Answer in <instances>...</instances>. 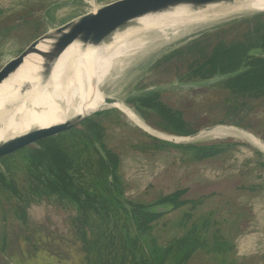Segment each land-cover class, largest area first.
<instances>
[{"label": "rangeland", "instance_id": "374dc122", "mask_svg": "<svg viewBox=\"0 0 264 264\" xmlns=\"http://www.w3.org/2000/svg\"><path fill=\"white\" fill-rule=\"evenodd\" d=\"M79 1L83 7H89L87 0ZM80 8L78 0H0V66L46 29L72 17ZM253 14L256 12L214 21L139 57L127 70L115 77L108 88V94L126 102L128 96L143 88L158 86L171 79L175 83V77L186 70L190 58L187 54H181L164 60L162 56L200 36L209 39V47L218 39L227 42L241 39L250 25L247 19L253 22ZM46 48L44 45L40 49ZM53 48L52 43L44 56L35 54L32 66L18 80L22 75L27 77L36 64L42 65ZM158 60L162 63L156 67ZM38 72L37 80L42 78V73ZM167 90L162 94V99L182 109L191 123L204 124L198 129L202 131L201 134L210 132L211 129H204L219 125L218 121L227 114V104L223 97L228 89L223 85H207L189 91ZM241 108L237 118H242L241 123L251 127L246 130L264 142V100H252L247 107ZM123 113L126 118H120V124L113 125L106 121L105 126L106 143L118 154L117 174L128 199L147 204L177 189H186L183 199H202L195 208L188 204L160 217L153 234L162 238L180 236L183 231L175 224L184 212L191 215V220L199 216L209 217L213 222L212 231L223 237V244L219 242V245L226 247L229 242L228 259L232 264H264V153L245 139L229 133L238 132L232 130L203 137L198 135L192 140L194 143L221 140L237 143L232 152L202 161L186 158L170 146L145 153L134 151L130 144L152 140L144 135L147 132L139 128L127 113ZM5 204V211L0 207V236L5 232L12 244L8 251L0 249V264H81V253L70 231L68 218L74 210L69 204H58L52 199L32 201L27 206L29 229L41 231L40 236L44 239L37 244L38 250L31 254L24 241L28 233L22 231L12 209H8V203ZM33 235L29 234L31 237ZM53 252L59 253V257L52 256ZM219 257L216 252L198 250L189 264L225 263L227 256Z\"/></svg>", "mask_w": 264, "mask_h": 264}, {"label": "trees", "instance_id": "16d2710c", "mask_svg": "<svg viewBox=\"0 0 264 264\" xmlns=\"http://www.w3.org/2000/svg\"><path fill=\"white\" fill-rule=\"evenodd\" d=\"M247 21L250 25L241 39L228 42L218 39L209 47V39L200 36L167 54L196 56L190 67L195 66L192 75L200 80L236 72L216 83L228 89L223 97L227 114L217 124L244 129L251 127L237 118L241 107H247L252 100H264V55L252 53L264 51V12L253 14V22L250 18ZM40 65L33 67L28 78L22 75L16 84L37 80L39 72H35ZM126 102L149 126L167 134L187 136L204 125L188 121L183 110L165 102L159 91L131 95ZM121 111L114 107L96 111L69 130L0 158V207L5 211L3 207L8 203L22 231L28 233L24 241L29 254L38 250L37 244L44 239L41 231L29 229L27 206L32 201L53 199L58 204H69L74 210L68 219L74 244L81 253V264H189L198 250L227 256L221 264H232L228 259L229 242L226 247L222 245L223 237L212 231L209 217L191 220V215L184 212L175 224L183 231L180 236L162 238L153 234L160 217L188 204L195 208L202 199H183L186 189H177L147 204L128 199L117 174L118 154L106 143L105 123L120 124V118L126 116ZM217 129L225 128L219 126L214 130ZM144 135L152 141L130 144L134 151L145 153L170 146L196 161L221 156L237 147L236 142L227 140L173 143ZM160 203H170L171 211L147 210ZM11 244L2 232L0 249L8 251ZM51 255L59 257V253Z\"/></svg>", "mask_w": 264, "mask_h": 264}, {"label": "bare ground", "instance_id": "6f19581e", "mask_svg": "<svg viewBox=\"0 0 264 264\" xmlns=\"http://www.w3.org/2000/svg\"><path fill=\"white\" fill-rule=\"evenodd\" d=\"M251 12H264V0H211L200 7L178 6L115 25L87 40L63 38L53 42L51 55L36 71L42 73L41 79L16 84L19 76L32 66L35 53L27 55L18 69L0 84V147L30 134L68 125L93 110L109 107L103 101L104 91L139 57L214 21ZM43 46L38 44V48ZM116 106L144 130L161 135L127 104ZM234 128L237 129L211 128V132L199 135L242 132L229 133L264 153V142L260 138Z\"/></svg>", "mask_w": 264, "mask_h": 264}, {"label": "water", "instance_id": "95a60500", "mask_svg": "<svg viewBox=\"0 0 264 264\" xmlns=\"http://www.w3.org/2000/svg\"><path fill=\"white\" fill-rule=\"evenodd\" d=\"M208 1L211 0H107L100 3L97 0H92L90 6L85 10H83V12L74 15L55 26L50 27L42 34L31 40L17 55L11 57L7 62L1 65L0 84L10 74H12L18 69V67L23 63V60L27 55L31 53H35L40 57H42L46 54L48 49L51 47V44L55 41L61 40L63 38L87 40L91 37H96L101 35L102 33L106 32L115 25L127 24L140 17L172 10L173 8L178 6L200 7ZM38 44H44L47 46V48L45 50H42L38 48ZM252 53L258 55H264V51H259V50H252ZM234 74H236V72L215 74L211 78L198 82H175V83L162 84L158 86H150L141 89L136 94L146 93L150 91H162L167 89L200 88L214 84ZM107 90L104 91L105 93H104L103 101L104 103L110 105L109 107H115L118 110H120L116 106V104L126 105L125 100L111 96L110 94H108ZM97 110L98 109L93 110L90 113H87L86 115L78 117L76 120H74L68 125L56 127L44 132H37L34 134H30L20 139L9 142L0 147V158L10 153H13L25 146H28L39 139L60 133L62 131L69 130L74 126L78 125L84 118L93 114ZM216 126H223L225 128L238 127L236 125L219 124V125L207 127L204 130L211 129ZM138 127L141 128L140 126ZM238 128L242 129V127L240 126ZM141 129L156 138L173 143H193L194 141L192 140L202 132L198 130L187 136H176V135L165 134L157 130L158 132L161 133V135H155L149 131L144 130L143 128ZM243 130L249 132L244 128ZM171 209H172V205L170 203H160L149 207L147 210L151 212H165V211L168 212L171 211Z\"/></svg>", "mask_w": 264, "mask_h": 264}, {"label": "flooded vegetation", "instance_id": "af4514ba", "mask_svg": "<svg viewBox=\"0 0 264 264\" xmlns=\"http://www.w3.org/2000/svg\"><path fill=\"white\" fill-rule=\"evenodd\" d=\"M189 56V58H190V61H188L187 62V64H186V70L181 74V75H179V76H177V77H175V78H177L175 81L176 82H198V81H202V80H200V78H198V77H194L192 74H193V71H194V69H195V66H192V67H190L191 65H190V62H191V59H194L196 56H191V55H188ZM173 56H167V55H165V56H162V58L161 59H166V60H168V59H170V58H172ZM162 63V61L160 60H158V61H156V67H158L159 66V64H161ZM178 64H176V66H177ZM174 81V79H171V80H167V81H164L163 82V84H168V83H172ZM217 83V82H216ZM216 83H214L215 85H216ZM214 84H211V85H214ZM162 85V84H161ZM193 89H196V88H192V89H175V90H179V91H189V90H193ZM199 89V88H198ZM165 91H169V90H162V91H159L160 92V94H161V96H162V94L165 92ZM162 98V97H161ZM127 103V102H126ZM130 105V104H129ZM131 106V105H130ZM131 108V107H130ZM124 112V111H123ZM133 112H134V110H133ZM136 114V113H135ZM137 115V114H136ZM138 116V115H137ZM139 117V116H138ZM140 118V117H139ZM141 119V118H140ZM142 120V119H141Z\"/></svg>", "mask_w": 264, "mask_h": 264}, {"label": "crops", "instance_id": "0c3cea01", "mask_svg": "<svg viewBox=\"0 0 264 264\" xmlns=\"http://www.w3.org/2000/svg\"><path fill=\"white\" fill-rule=\"evenodd\" d=\"M97 1L100 3V2L107 1V0H97ZM78 3H80L81 8H80L79 10H77V11L74 13V15H77V14L83 12V10H85V8H86V7H83V5H81V4H82L81 1L78 0ZM74 15H73V16H74ZM60 23H61V22H60ZM58 24H59V23H58ZM56 25H57V24H56ZM52 26H55V25H52Z\"/></svg>", "mask_w": 264, "mask_h": 264}, {"label": "built area", "instance_id": "2783aa9c", "mask_svg": "<svg viewBox=\"0 0 264 264\" xmlns=\"http://www.w3.org/2000/svg\"><path fill=\"white\" fill-rule=\"evenodd\" d=\"M90 1H92V0H87V2L89 3V6H90V4H91V2Z\"/></svg>", "mask_w": 264, "mask_h": 264}]
</instances>
